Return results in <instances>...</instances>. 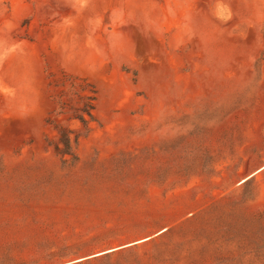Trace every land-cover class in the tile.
Segmentation results:
<instances>
[{"label": "rangeland", "instance_id": "obj_1", "mask_svg": "<svg viewBox=\"0 0 264 264\" xmlns=\"http://www.w3.org/2000/svg\"><path fill=\"white\" fill-rule=\"evenodd\" d=\"M0 264H264V0H0Z\"/></svg>", "mask_w": 264, "mask_h": 264}, {"label": "trees", "instance_id": "obj_2", "mask_svg": "<svg viewBox=\"0 0 264 264\" xmlns=\"http://www.w3.org/2000/svg\"><path fill=\"white\" fill-rule=\"evenodd\" d=\"M70 88H79L81 92L85 91L84 85L82 83L70 82ZM91 94V95H90ZM95 92L90 90L89 94L81 96L79 98L80 107L75 110L77 113L75 119H77L83 126H86L89 121L93 119ZM88 118V120H87ZM60 143L65 147L66 151L70 150L71 142L68 137L64 135V131L60 130Z\"/></svg>", "mask_w": 264, "mask_h": 264}]
</instances>
